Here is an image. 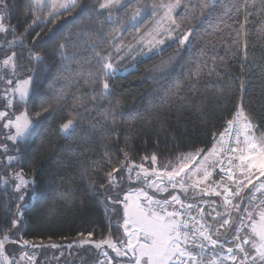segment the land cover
I'll return each mask as SVG.
<instances>
[{
  "label": "trees",
  "instance_id": "1",
  "mask_svg": "<svg viewBox=\"0 0 264 264\" xmlns=\"http://www.w3.org/2000/svg\"><path fill=\"white\" fill-rule=\"evenodd\" d=\"M174 1L128 0L111 8L109 19V10H98L103 0H78L76 8L52 16L48 5L35 8L33 14L31 0H7L3 22L15 29L16 36L23 35V41L9 44L12 32L0 33V110L7 112L6 119L24 111L31 120L30 130L16 141L4 134L0 120V235L11 228L17 205L23 212L18 231L13 229L8 242L28 241L30 248L49 252L51 263L62 259L56 263L93 264L94 258L85 263L80 258V251H90V246L74 241L82 238L81 233L93 240L121 238L122 207L114 202L127 188L119 185L93 194L90 180L105 183L94 170L118 167L116 159L107 163L105 151L118 160L127 152L130 163L139 165L154 153L159 161H172L181 153L206 151L222 132L225 146L224 128L240 106L258 132H264V42L258 40L264 32V0H212L203 16V0H179L173 18L181 25L180 33L194 29L189 41L184 45L173 41L123 75L104 74L100 64L106 60L98 63L96 54L110 57L117 41H136L156 17L153 4ZM136 10L145 15L130 25ZM36 16L40 20L32 24ZM66 35L70 43L59 50ZM30 51L40 53L42 60ZM8 53L16 54L13 73L1 64ZM26 75H30L26 101L14 99L8 107L9 88ZM105 80L109 90L102 95ZM69 119L75 130L63 134L59 126ZM17 172L29 179L19 193L13 175ZM212 176L218 181L216 174ZM236 176L241 178L238 172ZM20 195L24 201L17 199ZM174 209L180 207L168 210ZM191 213L195 216L192 209ZM231 215L233 224L236 214ZM89 231L92 237H87Z\"/></svg>",
  "mask_w": 264,
  "mask_h": 264
},
{
  "label": "snow or ice",
  "instance_id": "2",
  "mask_svg": "<svg viewBox=\"0 0 264 264\" xmlns=\"http://www.w3.org/2000/svg\"><path fill=\"white\" fill-rule=\"evenodd\" d=\"M48 2L49 5L55 9L54 12L49 13V16L58 14L61 9L68 11L69 9L78 6V0H48ZM211 3L212 0H203L201 4V16L205 14V10ZM43 4L44 0H31L30 10H32L34 14L35 8L42 7ZM120 4L121 0H103V2L99 4L98 10H109L110 19V9ZM178 6L179 0H177L176 3L161 4L159 6L155 3L153 4L154 10L159 7L165 11V17L172 25L171 31L181 28V25L177 24L175 19L171 16L172 11ZM80 7L83 9L84 5H80ZM7 8V0H0V33L12 32L13 40L9 41V44L15 43L16 40L22 42L23 35L16 36L15 29H12L10 26L6 27L2 22L5 19ZM139 14L140 12L137 10L135 15ZM153 14H155V12ZM133 19H135V16H133ZM38 20H40V17L36 16L32 20V24H36ZM29 27H31V25H29ZM193 32V28H189L186 32H181L176 37L178 43L184 45L189 41V37ZM258 40L264 42V32H261ZM69 43L70 36L66 35L59 43L58 49L64 50ZM158 43L162 44L163 41H158ZM245 48H247V43H245ZM244 54L245 58H247V51H245ZM30 55L34 56L37 61L42 60L40 53H31L30 51ZM96 55L99 57L98 63L108 59V57L100 56L99 53ZM15 58L16 54L12 53V55L4 59L2 63L5 66L11 65V67L15 69ZM100 66L104 69L105 75L109 74V70H113L111 62L101 63ZM96 75L98 76L99 73ZM94 81L95 77H93V82ZM9 83H11V81H9ZM24 83L27 84L28 81H24ZM103 89L104 93H102V95L106 94L109 90V84L106 80L103 83ZM17 91H19L20 98L24 100L27 96L26 91L23 89H17ZM179 91H181V85L178 83L177 93ZM177 99H179V97H177ZM4 115L5 113L0 112V116ZM37 115L39 116V113H37ZM19 120L20 117H17V121ZM9 123H11V121H9ZM30 123L31 122L28 120H25L23 124L17 123V136H23L28 130ZM228 123L237 129L235 137L236 147H225L221 141L219 147L213 146V148L210 151H207L206 154L203 149H196L187 155L181 153L174 158L175 163L170 161L169 164L165 166V171L162 175L157 173L155 169H152L151 171L145 169L143 164L132 165L130 163L129 153L127 152H123L124 160H118V158L111 156L108 151H105L104 158L107 163L111 165L113 159H116L118 161V167H112L111 170L106 172L103 171V169L94 170L99 172V178L103 179L105 183L97 185L95 181L90 180L89 183L93 194L95 195L100 190L107 192L112 188L118 187L120 180L123 179L121 174L125 172V170L128 171V178L131 179V172L136 168H139L140 171L137 172V178L140 179L141 172H143L144 179L142 182L147 183L148 187H155L157 191H167V187H160V184L163 183V177L166 176L168 184L173 189L179 187L184 193H187L191 188L200 190L205 195H207L208 191H212L216 196L223 195V204L228 219H223L224 214L217 213V216L221 218L219 227L224 228L225 226H229L237 233L235 239L240 240L241 243L236 244L235 247L238 249L239 253L243 254V258L239 261V264H264V207L259 208V220L257 221L253 219L252 212L248 211L246 207L242 209L240 204L232 203V199L237 197H239L241 201L247 199L249 202L256 199L254 195L248 197L241 195L243 190L249 185L252 186V189L261 192V194L264 195V191H262L264 190V182H260L258 187L256 184H253V178L256 177L257 172L259 177H264V132H260L257 135V132L259 131L258 126L252 123L250 116L246 114L245 109L242 106L238 107L236 119L234 121H228ZM5 126L7 127L8 125ZM75 127L76 124L71 119L59 126L62 132L69 135L75 130ZM220 135L222 137L224 134ZM241 136L243 137V140H241ZM13 139H15V137H13ZM226 152L234 155L229 158V167H221L220 171L227 176L228 181L235 185V189L230 188L223 182L224 176H221V181L217 182L223 188V193L216 192L211 185L206 189H202L201 185L209 181L211 178L212 169L218 164H223L220 157ZM201 155H203V160L193 163L196 161V157ZM9 159L11 160L12 158L10 157ZM143 159H148V157H143ZM233 159H238L239 163L233 164ZM156 160L157 156L154 153L151 156V161L155 163ZM190 164L192 165L191 168L189 167ZM168 168H171V170H167ZM189 172L192 173V183L190 185L185 182L181 175L184 174V176H188ZM236 172H238L243 179H238L235 175ZM13 175L20 180V183H17L15 186L16 192H22L29 182L24 180L19 173H14ZM150 175L157 176L158 179L150 181L148 180ZM178 177L181 179L178 180ZM256 178L258 179V177ZM4 182L7 184V178H5ZM252 189L249 191L251 192ZM17 199L24 201L25 196L20 195ZM105 200L110 201L112 200V197L105 196ZM204 202L208 203V201ZM114 203L123 204L122 227L124 231V239L116 241L113 240L111 236H108L99 240H93L83 238L84 234L81 233L80 236L82 238L79 241H74V243H78L80 246L93 245L94 249L98 250L94 259V264H112V257L109 256L105 246L107 249L114 251L117 257H128L129 253H131L129 264H223L222 260L215 257L207 262L200 258V252L205 247V241L213 247L219 244L220 241L212 238V234L209 231L211 226L203 222V209H200L201 221H196L195 216L191 217V220L184 218L186 212L190 213L193 205H185L178 195H171L170 199L161 201L149 196L148 193L141 188L137 190L135 197L128 193L125 194L123 200H117ZM213 203H215V201H213ZM170 204L180 205L181 210L174 209L173 211H169L168 206ZM261 204L264 205V201H261ZM21 208L22 205H17L15 218L10 221L11 228L4 230L3 234L0 235V264H16L15 256L6 249L5 245L6 242L10 241L11 235L14 234L13 229L18 231L17 225L21 222L23 217ZM232 210H235L238 214L241 212L247 213L246 219L251 221L250 227L252 236H244L241 238L239 233L245 220L244 218H241L239 220L240 226H233L231 223L233 219L231 215ZM8 211L11 212V209L8 208ZM208 215H211V213H208ZM213 219L215 220L216 217H213ZM193 221H196V223L192 224ZM219 234V230L217 229L216 235ZM92 236L93 231H89L87 237ZM253 236L257 237L258 241L253 239ZM197 238L200 240V243L198 244L196 243ZM23 243L27 244L28 241H24ZM249 243H251V247L255 249L254 255H250V253L243 247V245ZM190 245L194 247H190ZM51 246L53 248L59 247V245L56 244ZM68 247L71 248L72 245H69ZM194 249H198L199 251H195ZM228 253L229 255L227 259L233 261L235 264L237 261V255L233 253L232 248L228 249ZM23 255L28 256L27 253H24ZM100 256H103L104 260L99 259ZM28 259L31 261L32 257L28 256Z\"/></svg>",
  "mask_w": 264,
  "mask_h": 264
},
{
  "label": "rangeland",
  "instance_id": "3",
  "mask_svg": "<svg viewBox=\"0 0 264 264\" xmlns=\"http://www.w3.org/2000/svg\"><path fill=\"white\" fill-rule=\"evenodd\" d=\"M126 1L128 0H121V4L117 5L115 7H119L121 5H123ZM177 1L174 2H169V3H176ZM161 4H168V3H161ZM160 4V5H161ZM43 5H48L51 12H54L55 9H53L50 5L48 0H44V4ZM159 6V5H158ZM177 8V7H176ZM176 8L172 11L171 16L173 17V14L176 10ZM63 10V9H61ZM60 10V11H61ZM137 12V10L133 13V15L131 16L130 25H135L139 22V20L145 15V11L144 10H139L140 14L139 15H135ZM152 12H155V16L153 19V22L147 27L146 31L144 32L143 35H141L136 41L130 43V44H125L123 41H117L116 44L113 45V49H112V53L110 54V57H108V59L105 61V63L111 62L113 65V70H109V74L108 75H123L125 74L128 70H131L135 67V64L137 61L148 57L149 55L153 54V53H157L160 52L163 48H165L167 45H169L170 43H172L173 41L177 40V36L180 34V31L178 29H176L175 31H171L172 25L170 24V22L168 21V19L165 17V11L159 7H157L155 10L152 7ZM133 16H135V19H133ZM3 22V21H2ZM4 23V22H3ZM118 36V35H117ZM115 37L114 41H116ZM163 41V43H158V41ZM12 55V53H8L4 58L6 59L8 56ZM175 56V55H173ZM2 60V62H3ZM1 62L2 66L4 68H6L7 70L11 71L12 73L14 72V69L11 67V65L5 66L3 65V63ZM168 66V60H166L163 64V68H166ZM24 81H28L27 84L24 83ZM17 89H23L26 91L27 96L24 100H22L20 98V94L19 91H17ZM104 92V89H102ZM30 91V75H26L23 76L21 78H18L15 80L14 85L9 88L8 92H7V96H5L6 98V105L8 107H11L12 102L14 99H18L20 101H26L28 94ZM0 112L5 113L4 116H0V120H3L1 122L2 125V129L4 134L12 141H16V140H20L22 139L27 132L30 130L31 128V123L29 124V128L28 130L25 132V134L23 136H17L16 134V124L20 123L23 124L25 120H28L31 122L30 118L28 117V115L26 114V112L22 111L20 113L15 114L12 118H7L6 119V114L7 112L5 110H0ZM17 117H20V120L17 121ZM9 121H11V123H9ZM5 125H8L7 127ZM60 130V128H59ZM61 133L65 134L64 132H62L60 130ZM260 132H257V135ZM13 137H15V139H13ZM193 152V151H191ZM188 152V153H191ZM187 154V153H185ZM10 157H8V161H10L9 159ZM173 163H175L174 160H172ZM198 161H201V159H199ZM197 161V162H198ZM169 160L167 161H159L158 159L156 160L155 163H153L151 161V157H149L148 159L145 160L143 167L145 169L148 170H152L155 169L157 173L159 174H163V172L165 171V166L169 164ZM132 164V163H131ZM134 165V164H132ZM140 165V164H139ZM191 168V167H190ZM167 170H171V168H168ZM140 171L139 168H136L134 171L131 172V179H129V173L126 170L125 174H123V179L120 180L119 185H123L125 187H127L125 190H123L120 194H118L116 196V198L118 200H123L125 194H132L133 197H135V195L137 194V190L138 189H143L144 191H146L148 193L149 196L154 197L157 200H165V199H170L171 195H178L180 197V191H178V189H168L167 191H157V189L155 187H148L147 183L142 182L144 177H143V172H141V176L140 179L137 178V172ZM20 174V176L22 177V174L20 172H17ZM190 175L192 174L191 172H189ZM182 177L184 178L185 182L187 183V176H184V174H181ZM24 180L29 182V179L24 178ZM119 179V177H118ZM158 177L157 176H152L150 175L148 177V180H157ZM178 180L181 179L180 177L177 178ZM241 179V178H238ZM18 180V183H20V180ZM255 184H258V182H264V177H258L255 178ZM127 182H131L130 185L126 186ZM167 183V177L164 176L163 177V183L160 184L161 188L166 187V183ZM179 188V187H178ZM250 190V189H249ZM254 191V189H253ZM251 192H249L250 194ZM180 199L182 200V198L180 197ZM170 207L175 206L174 204H170ZM179 206V205H177ZM122 207V214H123V204H121ZM235 213V211H234ZM236 214V213H235ZM225 216H226V212H225ZM254 220H259V215L258 214H254L253 216ZM122 223L123 220L121 221V225H120V237L118 239H114L116 241H119L121 239H124V231H123V227H122ZM251 223V221H250ZM252 236V233H251ZM243 237V236H242ZM253 239H256L258 241L257 237L253 236ZM12 242H6V249H8V251L10 253H12L15 256V260H16V264H57L56 262H62L61 260H58L54 263H51L50 260L48 259V254L49 252H47V254L43 253V250H40V252H38L39 250H36L34 248H30V244H24L23 241L21 240H12ZM239 243H241V241L239 240ZM91 250L87 251H80V253L83 255V257H80L82 259V262H88V260L92 261V259L96 257L97 255V251L96 249H94L93 245H89ZM105 249L108 251V254L110 257H112V264H129V260L131 257V253H129L128 257H117L116 253L114 251H112L111 249H107V247L105 246ZM246 249L250 252V255H254L255 254V249L252 248L251 246H246ZM70 250V248H69ZM49 251V250H48ZM27 253L28 256L32 257V260L29 261L28 256H24L23 254ZM69 255V253H67ZM99 259L104 260L103 256H100ZM65 262H68V260L66 259ZM94 264V261H92Z\"/></svg>",
  "mask_w": 264,
  "mask_h": 264
},
{
  "label": "crops",
  "instance_id": "4",
  "mask_svg": "<svg viewBox=\"0 0 264 264\" xmlns=\"http://www.w3.org/2000/svg\"><path fill=\"white\" fill-rule=\"evenodd\" d=\"M220 134H224V133L223 132L219 133L215 137L212 146L208 150L205 151V154L207 153V151H210L213 148V146L219 147L221 141L224 144L225 135H223L221 137ZM242 140H243V138H242ZM185 155H187V154H185ZM199 159H201V161H202L203 155L197 156L196 161H194L193 163L197 162ZM189 167H192V165L190 164ZM197 175H199V174H197ZM191 176H192V174L190 175V173H188L187 184H189V185L192 183ZM256 177H259L258 172L256 173ZM256 177L253 178V184H255V181H256L255 178ZM241 179H243V177H241ZM213 182H214V178H213V176H211L209 181H207L201 185V188L206 189ZM259 183L260 182H258V184H256L257 187L259 186ZM165 185L169 190L173 189L168 184V181ZM176 189H178V191H180V197L182 198V201L185 205H188V204L193 205L192 211L199 220H201L200 209H203V222H205L209 225H217L221 221V218L217 216V213L224 214L223 215V219H224L226 209H225V206L223 204V200H224L223 195L216 196L212 191H208L207 195H205L202 191L197 190V189H191V188L189 189V191L187 193H184L180 188L177 187ZM249 189H252L251 185H249L247 188H245L243 190V192L241 193V195L245 196V197L254 195L256 197V199L251 200L249 202V200H247V199L241 201L238 198L236 201V204H240L242 209L246 207L248 209V211L252 212V214L254 216V214H258L260 207H264V205L261 204V201H264V195H262L261 192H258L255 190L253 191V189H252L251 193L249 194V192H250ZM262 191H264V190H262ZM218 192L223 193L222 187L219 188ZM204 201H208V203H205ZM213 201H215V203H213ZM179 207H180V205L179 206L175 205L172 207L168 206V209L179 208ZM208 213H211V215H208ZM235 213H236V216L234 219V223H238L241 218H244V220H245L244 225L241 227V229H242L241 230V234H242L241 236H251V227H250L251 223L249 220L246 219L247 213L241 212L238 214L236 211H235ZM213 217H216V219L214 220ZM238 226H240L239 223H238ZM216 239H218L220 241V243L217 244L215 247H213L212 245L209 246L208 253H207V261H209L210 259L215 257L217 259L222 260L223 264H234L233 261L227 259L228 255H229L228 249L232 248L233 253L237 255V261L235 262V264H239V261L243 258V254L239 253L238 249H236V247H235V245L238 244L239 241H237L235 239V237L232 235V228L230 227L229 229L227 228V229L221 230L220 234L218 235V237ZM246 246L247 247L251 246V243L243 245L245 250L248 251L246 249ZM190 247H194V246L190 245Z\"/></svg>",
  "mask_w": 264,
  "mask_h": 264
},
{
  "label": "built area",
  "instance_id": "5",
  "mask_svg": "<svg viewBox=\"0 0 264 264\" xmlns=\"http://www.w3.org/2000/svg\"><path fill=\"white\" fill-rule=\"evenodd\" d=\"M235 119H236V118H235ZM235 119H234V120H235ZM234 120H232V121H234ZM224 130H225V133H226V145H225V147H228V146L236 147V138H235V137H236V130H237L236 127H234L233 125L228 124V125L224 128ZM241 137H242V136H241ZM233 155H234V154H232V153H228V152L224 153V154L222 155V157L220 158V159L223 161V164H222V165L218 164L214 169H212V174H216V175L218 176V181H221V176H224V181H223V182L226 183L230 188L235 189V185L232 184V183H230V181L227 180V176H226L224 173H222V172L220 171L221 167H224V168L229 167V162H228V161H229V158L232 157ZM233 164H238V159H233ZM235 175H237V172L235 173ZM236 177H237V176H236ZM218 181L213 182V183L211 184V187L214 188L215 191H217V192H218V190H219V186H220V184L217 183ZM238 198H239V197H237V198H233V199H232V203H233V204H236V201H237ZM178 210H181V209H178ZM234 211H235V210H232V211H231V214H233ZM191 217H193L191 211H190V213H188V212L185 213V217H184L185 219H187V220H191ZM224 219H228V215H227V213H226V216L224 217ZM196 221H200V220H198V219L196 218ZM196 221H193L192 224H195ZM220 222H221V221H220ZM220 222H219L217 225H215V226H211L210 229H209V231H210L211 234H212V238H213V239H215V236H216V230H217V229H218L219 232H220L221 230H223V229H225V228L227 227V226H225L224 228H220V227H219ZM233 235H234V237H236L237 233H236L235 231H233ZM239 235L241 236V231H240ZM196 243H197V244L200 243L199 238H197ZM204 243H205V247H204V249L200 252V258H201L203 261L207 262V259L205 258V254L207 253V249H208V247L210 246V244H208L206 241H205ZM195 251H199V250H198V249H195Z\"/></svg>",
  "mask_w": 264,
  "mask_h": 264
},
{
  "label": "bare ground",
  "instance_id": "6",
  "mask_svg": "<svg viewBox=\"0 0 264 264\" xmlns=\"http://www.w3.org/2000/svg\"><path fill=\"white\" fill-rule=\"evenodd\" d=\"M194 214V213H193Z\"/></svg>",
  "mask_w": 264,
  "mask_h": 264
}]
</instances>
